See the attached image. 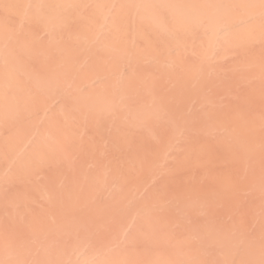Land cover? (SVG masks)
Here are the masks:
<instances>
[{"label":"rangeland","instance_id":"rangeland-1","mask_svg":"<svg viewBox=\"0 0 264 264\" xmlns=\"http://www.w3.org/2000/svg\"><path fill=\"white\" fill-rule=\"evenodd\" d=\"M7 56L0 264H264V0H0Z\"/></svg>","mask_w":264,"mask_h":264},{"label":"bare ground","instance_id":"bare-ground-1","mask_svg":"<svg viewBox=\"0 0 264 264\" xmlns=\"http://www.w3.org/2000/svg\"><path fill=\"white\" fill-rule=\"evenodd\" d=\"M176 25L179 28L181 27L180 24H176ZM9 58H10L9 56L1 57L0 60H7ZM12 66L13 65H11L10 63L5 64L6 68H9ZM4 72L6 73L8 77H12L13 74H15L16 72H20V70L8 69V70H4ZM12 96H13V99H17L20 102L19 94L12 93ZM18 107H19V103H17L16 101H12L10 105L11 110L13 109V111H16ZM69 113L71 114L72 112L69 110ZM55 119H59L60 121H62L67 126L66 127L67 132H69L70 135H73V129L75 126H73L72 123H74V120H72L71 118L68 119L65 116L63 118H59L58 116H56L52 119V121ZM62 128L63 127L58 124H55V125L50 124L49 126L45 127V129H48V130H47L46 137L43 134L40 138L39 153H37V157L39 159H68V158L75 159L74 155L72 154L73 148L63 145V143L65 142L71 144L72 137H70L69 139H66L67 137L64 136ZM8 159H11L10 156L8 157ZM31 159H35V158H31Z\"/></svg>","mask_w":264,"mask_h":264}]
</instances>
